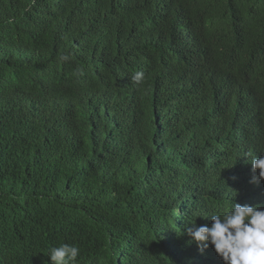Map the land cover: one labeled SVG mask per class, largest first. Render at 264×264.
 Instances as JSON below:
<instances>
[{"label":"trees","instance_id":"trees-1","mask_svg":"<svg viewBox=\"0 0 264 264\" xmlns=\"http://www.w3.org/2000/svg\"><path fill=\"white\" fill-rule=\"evenodd\" d=\"M262 155L264 0H0V264H223Z\"/></svg>","mask_w":264,"mask_h":264},{"label":"clouds","instance_id":"clouds-1","mask_svg":"<svg viewBox=\"0 0 264 264\" xmlns=\"http://www.w3.org/2000/svg\"><path fill=\"white\" fill-rule=\"evenodd\" d=\"M61 59L67 60L68 57ZM143 80L142 71H137L132 77L136 84ZM251 165L254 172L258 170V177L253 176L250 182L264 181V155L253 158ZM210 217L211 226L197 227L195 219L186 224L188 235L201 252L211 246L223 264H264V210L259 206L232 203L222 215ZM79 255L77 246L65 243L51 248L48 257L51 264H75Z\"/></svg>","mask_w":264,"mask_h":264},{"label":"bare ground","instance_id":"bare-ground-1","mask_svg":"<svg viewBox=\"0 0 264 264\" xmlns=\"http://www.w3.org/2000/svg\"><path fill=\"white\" fill-rule=\"evenodd\" d=\"M79 55V54H78ZM216 116V115H215ZM74 133V132H73ZM256 187V186H255Z\"/></svg>","mask_w":264,"mask_h":264}]
</instances>
